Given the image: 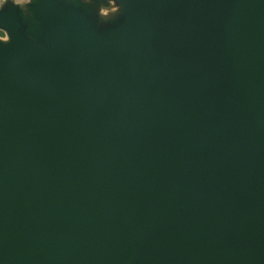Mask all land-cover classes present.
<instances>
[{"label": "water", "instance_id": "1", "mask_svg": "<svg viewBox=\"0 0 264 264\" xmlns=\"http://www.w3.org/2000/svg\"><path fill=\"white\" fill-rule=\"evenodd\" d=\"M116 2L0 10V264H264V0Z\"/></svg>", "mask_w": 264, "mask_h": 264}, {"label": "clouds", "instance_id": "2", "mask_svg": "<svg viewBox=\"0 0 264 264\" xmlns=\"http://www.w3.org/2000/svg\"><path fill=\"white\" fill-rule=\"evenodd\" d=\"M33 0H0V10H3L5 5L8 3H11L12 6L18 7L20 9V12L22 15L27 16L28 15V8L27 6L32 4ZM82 4H90L91 0H80ZM111 10H112V15L107 16L105 19H99L100 26L101 27H106L107 22L114 16L118 15L120 13V6L117 4L116 0H109ZM0 41H3L5 39L4 37V32H7L3 27H0ZM27 39L32 40L33 38L31 36H28ZM10 42V36L8 43Z\"/></svg>", "mask_w": 264, "mask_h": 264}, {"label": "rangeland", "instance_id": "3", "mask_svg": "<svg viewBox=\"0 0 264 264\" xmlns=\"http://www.w3.org/2000/svg\"><path fill=\"white\" fill-rule=\"evenodd\" d=\"M106 6H108V9H107L108 13H109V12H112V10H111V6H110V3H108ZM112 14H113V13H112Z\"/></svg>", "mask_w": 264, "mask_h": 264}]
</instances>
